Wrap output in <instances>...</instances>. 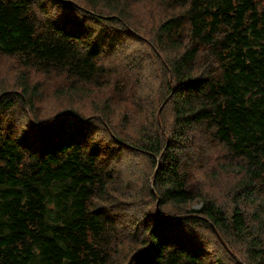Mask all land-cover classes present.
Instances as JSON below:
<instances>
[{"label": "trees", "instance_id": "16d2710c", "mask_svg": "<svg viewBox=\"0 0 264 264\" xmlns=\"http://www.w3.org/2000/svg\"><path fill=\"white\" fill-rule=\"evenodd\" d=\"M51 1L0 0V56L109 92L116 65L100 58L126 35L143 39L165 72L138 98L169 108L171 119L162 127L151 115L150 131L98 137L103 102L95 115L67 104L30 121L38 85L26 75L14 89L1 82L0 264H116L120 256L124 264H226L228 255L231 264H264V0H158L168 13L151 28H133L127 0ZM124 77L131 93L145 86L141 69ZM66 84L57 94L75 92ZM17 103L27 116L20 126ZM206 131L244 161L231 207L203 197L187 208L199 197L187 186L188 150L192 158ZM117 148L144 153L153 170L111 172Z\"/></svg>", "mask_w": 264, "mask_h": 264}, {"label": "rangeland", "instance_id": "374dc122", "mask_svg": "<svg viewBox=\"0 0 264 264\" xmlns=\"http://www.w3.org/2000/svg\"><path fill=\"white\" fill-rule=\"evenodd\" d=\"M49 1L52 2L51 0H46V2ZM127 3L126 5L131 12L129 22L133 23V28L134 25H143L147 28H151L159 21V18H162L168 13V9L165 5L158 0H127ZM123 39L124 41L122 40L123 43L121 47L115 50L114 54L105 55L100 58V60L108 65H116L115 68L118 74L115 76V82H113L116 83L115 91L112 86H110L109 92L96 88L90 84L76 86L75 83L77 82L75 79L69 77L64 78L62 75H59V73L42 72L25 67L15 56H0V83L2 82L4 86L14 89V78L26 75L30 83L33 81L31 84L38 85L39 93L35 100V109L38 114L32 113L31 115V111H27L28 116H30V121L37 120L40 117L50 118L55 116L57 114L56 112L67 104H73L76 111L83 115H95L99 113V105L103 102L105 104V112H103L104 118L100 117V120L102 119L104 124H101L102 128L95 126L98 129L96 132V136L98 137L101 134H106L107 138H110L111 133L115 134V131L119 133L120 130H128L134 133H138L137 129L140 131H150L149 118H151V115H153L155 119L157 117L158 124L163 127L162 120L166 124V122L171 119L169 108L163 110L161 107L156 106V108L151 109V102H143V99L138 97L142 96L144 93H149V85L157 83L156 77L160 76L165 70H163L157 60H152L153 58L150 57L146 49L147 46L143 44L145 40H136V37L131 35H126ZM97 40L103 41V39L99 37ZM113 42L114 39L109 41L111 46ZM140 53L144 54V65H140L138 70L133 68V71H128L131 64L126 65V63L130 62L135 56H139ZM139 69H141L145 79L143 83L145 86L141 87L139 90L138 86H136L134 93H131L130 88H132L133 82H128L124 75L128 72L139 73ZM65 83L67 84L61 88H65L71 83L72 87L76 86V88H74L75 92L70 94H60V92H58L57 94L58 84L63 85ZM81 88L84 92H80V90L76 91ZM112 93L113 96H115L114 98H111ZM154 96H156L155 93L149 95L147 100L155 101ZM23 105L24 103H17V108L14 110V115L12 116L13 121L19 126L25 119L27 120L26 110ZM125 112H127V114L123 116L122 113ZM204 133L205 135L200 138L199 147L193 146L194 153H192V158L190 156L191 151L190 149L188 150V161H190V167L193 168V172L187 178V186L198 194L199 197L187 208L198 207L203 197L209 199L213 198L215 203L219 205L226 204L227 207H231L233 204L231 187L232 184L236 183L241 177L242 173L239 172L238 167L239 164H244V161L232 157L230 152L219 143L209 141L211 139L210 137H212L209 131L208 133L207 131ZM130 137L136 138L137 135L131 133ZM113 152L116 155L113 158L111 172H119V174H121V172L126 173L127 170H130L133 171V177H135L140 174V172H151L153 170L151 159L146 157L142 152L132 150L131 148H119V150L117 148L116 151ZM239 202H241V200ZM165 208L168 210L172 209L170 205H167ZM245 208L247 211H250L252 205H245ZM124 216L122 225L126 231V228L128 229V222L125 220H129ZM199 230L201 231L202 229ZM208 236L212 237L211 234H208ZM124 245L127 251L128 245L126 243H124ZM219 245H221V243ZM219 245L216 244L215 249L219 250L220 254L228 255L229 253L224 250L220 252L223 246L221 245V247H219ZM125 259L126 256L118 257L115 260L116 264H124ZM230 259V255L226 256V264H231L229 263Z\"/></svg>", "mask_w": 264, "mask_h": 264}, {"label": "bare ground", "instance_id": "6f19581e", "mask_svg": "<svg viewBox=\"0 0 264 264\" xmlns=\"http://www.w3.org/2000/svg\"><path fill=\"white\" fill-rule=\"evenodd\" d=\"M155 173H156V171L154 172L153 177L155 176Z\"/></svg>", "mask_w": 264, "mask_h": 264}]
</instances>
